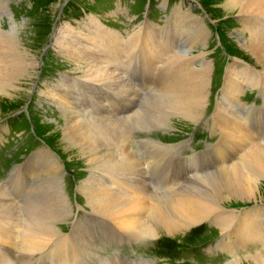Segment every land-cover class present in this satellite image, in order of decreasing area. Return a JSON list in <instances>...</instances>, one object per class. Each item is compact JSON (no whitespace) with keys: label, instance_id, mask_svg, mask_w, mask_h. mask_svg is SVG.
Here are the masks:
<instances>
[{"label":"bare ground","instance_id":"obj_1","mask_svg":"<svg viewBox=\"0 0 264 264\" xmlns=\"http://www.w3.org/2000/svg\"><path fill=\"white\" fill-rule=\"evenodd\" d=\"M1 6L0 15L5 10ZM224 6L243 27L242 31L234 30V38L236 36L240 46L250 52L260 68L235 61L227 64L209 123L211 130L220 133L213 145V170L205 171L204 175L197 171L187 186L174 192L176 196L156 194L146 181L142 156L136 153L133 135L128 131L133 132L139 124L145 129L167 128L171 117L197 122L203 115L211 63L204 52L191 53L186 48L188 45H182L179 52L167 54L177 48L179 41L177 37L173 42L174 35L169 33L173 32V24L191 32L192 38L202 43L207 36L203 21L187 13L185 8H175L172 23L162 28L147 21L144 27L135 26L134 35L130 32L128 36V53H136L133 57L138 59L139 65H134L130 71L127 55L123 59L127 45L119 42L123 40L119 31L91 18L85 25L88 34L84 26L83 31L79 27L78 31L70 32L69 41H63L61 48L75 59L72 61L80 72L77 77L80 79L63 78L57 87L49 86V95L64 114L58 132L65 146L78 153L87 166L89 176L81 180L78 189L93 216L84 215L81 221H74L69 233L55 225L56 220H64L69 215V207L61 187L55 179L51 180L50 174L59 171L60 165L50 153L42 151L41 155L32 157L34 161L29 167L23 165L22 174L15 173V167L7 184L0 183V264H9L15 257L28 261L36 253H41L37 258L51 262L79 264L88 254L89 246L122 236L130 241L145 236L155 238L161 229L174 235L203 219L214 221L224 230L236 224L233 229L240 231L239 235H255L250 225L260 214L255 210L236 213L223 203L232 199L264 202L261 196L256 197L259 183L264 182V139L255 143L259 136L253 134L254 127L246 121L251 110L264 117V0H224ZM9 19L8 29L0 26V93L7 95L16 92L21 81L26 80L30 63L29 50L23 43L28 36L19 34L17 23ZM146 65L149 69L144 68ZM137 66L141 67V72H136ZM155 70L159 71L156 77L153 76ZM138 76H144L148 85L152 77L155 86L153 93L136 107L140 89L134 77L139 80ZM161 77L162 81H158ZM249 85L260 89L263 105L258 108L246 105L243 111L240 93ZM90 111L95 115H84ZM236 117L243 122H237ZM144 139L148 150L170 152L177 147L151 136ZM42 156L44 158L40 159ZM34 169L36 173L48 175L42 178L46 179L45 185L50 184L51 190L44 191L38 181L31 183L32 191L29 190L31 184L22 185L29 177L34 178ZM21 195L24 202L18 206L13 196ZM38 199L48 207L37 208ZM258 226L255 229L258 230ZM237 246L234 243L228 248L236 250ZM254 263L264 264V257ZM105 264L148 263L113 258Z\"/></svg>","mask_w":264,"mask_h":264},{"label":"rangeland","instance_id":"obj_2","mask_svg":"<svg viewBox=\"0 0 264 264\" xmlns=\"http://www.w3.org/2000/svg\"><path fill=\"white\" fill-rule=\"evenodd\" d=\"M223 5L224 0H0V6L6 10H4V14L0 15V26L1 28L8 29L9 18H11V20L17 23L19 34L28 36V39L23 38V43L29 50L28 63L30 62L27 66L26 80L21 81L19 88L14 90L16 92L10 95L5 94V92L0 93V183L4 184L9 180L11 172L16 167L14 165L18 162H23V157L27 158L24 162V168H27L34 161L32 157L35 155H41L42 151L50 153L53 159L60 165L59 171L54 175L50 174L52 177L51 180L54 182L53 179H55V183L59 188L61 187L60 189L69 207V215L64 220H56L55 225L63 230L71 222L69 228V232H71L74 221L78 219L81 221L84 215L90 216L91 218L93 214L86 206L87 200L78 189L81 180L87 179L89 176L88 170L86 169L87 166H84V161L82 158H79L78 153L65 146L58 128V125H61V118H63L64 114L51 101L49 95V86L57 87V83H61L63 78L69 77L71 80L75 79L76 81L80 79L77 78L80 72L76 70V64L72 61V59H75L65 52L66 50L61 48L62 42L66 39L69 41L70 32L78 31L79 27L82 28L84 26L85 31L86 22L93 18L94 20H99L104 27L112 28L114 31L121 33L123 40L119 42L121 44L124 43L125 46L127 45V48H124V51H126L125 57L130 46L128 44V41H130L128 36L130 32L133 33L135 26L140 24L144 27L148 22V24L150 23L162 28L172 23V12L175 8H185L184 10L187 13L199 18L201 22L203 21L201 24L207 29V36L204 38L205 40H202V44L192 38L191 32L180 29V26L176 27L173 24V32L169 33H173L174 35L172 37L173 42H175L177 37L179 41L177 48L170 49L172 50L170 54L179 52L182 45H188L186 48L191 53L204 52L206 60L211 63L210 82L207 101L203 110L204 114L205 108L208 105L215 107L217 96L222 89L225 68L229 62L235 61L241 64L243 63L242 65H252L258 69L260 68L250 52L240 46L236 36L234 38V30L240 29L242 31L243 27L235 15L228 14V11H225L226 7H223ZM71 27L73 30L68 29ZM92 31L96 32L95 29ZM85 32L87 33L88 31ZM85 32H83L84 35L86 34ZM35 62L37 64L34 66ZM140 68L136 72H141ZM144 68L149 69V66L146 65ZM162 79L163 77L158 79V81H162ZM138 81L137 84L139 86L142 85V90L146 93H153L154 87L152 89L148 87L144 88V86L148 85L147 79L144 76L140 77ZM32 84L33 86H31ZM139 86L137 87L139 88ZM248 87L245 86L241 90L240 96H244V92L248 90ZM29 90L32 91L30 99ZM144 98L138 99L140 100V104ZM262 105L263 101L261 105L253 107L258 108ZM8 115L10 117H7ZM84 115L94 116L95 114L93 111H90L85 112ZM195 123L182 117H171L167 128L158 126L145 129L143 125L139 124L135 128L136 130L134 129L133 132L129 130L128 134L132 133L134 136V133L138 130L144 136L162 134L167 137L165 138L166 140H175L178 137L187 135ZM172 134H177V137H171ZM144 138H148V136ZM165 139L163 141L166 142ZM186 140L185 136L181 141ZM217 141L211 144L212 148H214L213 145ZM148 152L153 156L152 150H148ZM212 157L214 158V156ZM43 158L44 156L40 159ZM213 158L211 159V163L214 160ZM209 166L208 164L206 168ZM11 168L12 170L9 171ZM206 168L203 167L202 169ZM193 170L200 171L199 169ZM210 170L212 171L213 169ZM8 171L7 180L2 182L1 179H5ZM198 172L196 173L198 174ZM42 173H36V169H34L33 174L35 179H29V177L22 185L31 184L35 181L40 182L41 177L46 178L48 176ZM195 175L193 174L190 179H193ZM74 184H76V190ZM43 186L44 191L51 190L50 184L48 186L43 184ZM32 187L33 185L31 184L29 190L32 191ZM258 187L259 191L256 192V197L261 196L264 201V182L261 181ZM45 196L44 193L43 197ZM20 197L23 196L21 195ZM250 200L232 199L223 203L226 208L234 209L236 213L245 210H255L256 214H260V217L255 219V223L251 222L250 225L255 235H239L240 231L237 230L236 238L232 241L223 239L221 242H218V245L226 248L234 243L238 244L236 250L228 248L230 254L221 259V261L225 258L230 259L228 264H234V262L237 264H255L254 261L256 259L264 257V202H250ZM251 203L257 204L247 207ZM45 205L46 203L42 199H38L35 204L39 209L48 207ZM23 211H25L24 208ZM260 223L263 224L261 227L259 225ZM233 226L235 227L236 224ZM256 226L258 228L260 227L259 232L255 229ZM190 227L174 235L163 232L161 229L155 238L145 236L137 240L129 241L136 248L145 246L144 252L140 251L138 254L135 253L133 257L113 255L102 259L104 253L117 250L120 246L107 247L106 250L101 247L107 245L108 242H101L94 247L89 246L88 255L90 254V256L88 258V264H96L97 260H100L101 264H105L113 258L148 264H223L218 259L217 261L207 262L193 260L187 257L184 258L173 255L163 249L159 238L181 237ZM218 230L221 229L218 227ZM122 238L128 239L126 236H122ZM233 251L235 252L234 254ZM248 254H251V256ZM35 255L38 257V255L41 256V253H36ZM20 259V257H15L9 264H32L30 261ZM83 260L84 258L80 260L82 264H84ZM80 262L79 264H81ZM33 264L38 263L35 260ZM56 264L65 263L56 262Z\"/></svg>","mask_w":264,"mask_h":264}]
</instances>
